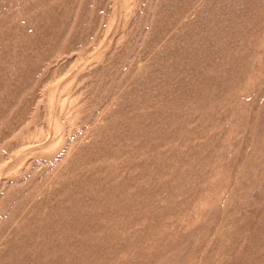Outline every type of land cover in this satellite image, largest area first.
<instances>
[{"label":"rangeland","instance_id":"374dc122","mask_svg":"<svg viewBox=\"0 0 264 264\" xmlns=\"http://www.w3.org/2000/svg\"><path fill=\"white\" fill-rule=\"evenodd\" d=\"M0 264H264V0H0Z\"/></svg>","mask_w":264,"mask_h":264}]
</instances>
